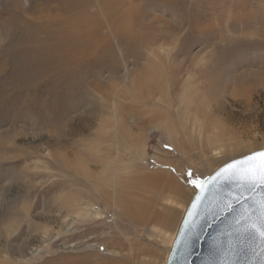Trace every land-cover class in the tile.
Wrapping results in <instances>:
<instances>
[{
  "label": "rangeland",
  "instance_id": "374dc122",
  "mask_svg": "<svg viewBox=\"0 0 264 264\" xmlns=\"http://www.w3.org/2000/svg\"><path fill=\"white\" fill-rule=\"evenodd\" d=\"M259 150L264 0H0V264H165Z\"/></svg>",
  "mask_w": 264,
  "mask_h": 264
},
{
  "label": "water",
  "instance_id": "95a60500",
  "mask_svg": "<svg viewBox=\"0 0 264 264\" xmlns=\"http://www.w3.org/2000/svg\"><path fill=\"white\" fill-rule=\"evenodd\" d=\"M227 163L203 181L214 176ZM250 163L259 168L264 161L257 158ZM196 195H202V203L193 210L191 204ZM237 196L240 199L234 198ZM262 197L264 188L242 189L219 178L210 181L203 194L197 189L179 223L165 264H264L260 241L240 231L237 224L242 210ZM188 211H193L194 216L188 217ZM186 219L189 220L187 226L184 224Z\"/></svg>",
  "mask_w": 264,
  "mask_h": 264
},
{
  "label": "snow or ice",
  "instance_id": "6c2138e0",
  "mask_svg": "<svg viewBox=\"0 0 264 264\" xmlns=\"http://www.w3.org/2000/svg\"><path fill=\"white\" fill-rule=\"evenodd\" d=\"M257 158L264 161V151H257L243 158L234 159L231 163H227L216 172L214 176L208 178V180L200 181L193 179L191 183L195 188L201 189L202 194L206 192L209 182H215L218 178L221 181L234 183L242 189L264 188V163L259 168L252 167L250 163ZM188 175L192 176L191 171H189ZM234 198L240 199L239 196ZM200 203H202V195H196L194 202L191 204V209H197ZM194 214L193 211H188L187 216L193 217ZM184 224L187 226L189 220L186 219ZM237 224L240 226V231L246 233L252 239L260 241L261 254H264V197L259 201H254L248 208L243 209L240 218L237 220ZM231 243L230 240L229 244Z\"/></svg>",
  "mask_w": 264,
  "mask_h": 264
},
{
  "label": "bare ground",
  "instance_id": "6f19581e",
  "mask_svg": "<svg viewBox=\"0 0 264 264\" xmlns=\"http://www.w3.org/2000/svg\"><path fill=\"white\" fill-rule=\"evenodd\" d=\"M173 1V0H172ZM174 3V2H173ZM180 3V2H179ZM184 3V2H183ZM177 5V4H176ZM181 5V4H180ZM187 5V4H186ZM179 6V5H178ZM132 7V6H131ZM181 7V6H180ZM179 7V8H180ZM185 7V6H184ZM129 8V7H128ZM169 9V8H168ZM164 9L162 8V11H163ZM165 11H167V10H165ZM184 11V10H183ZM164 12V11H163ZM169 12V11H168ZM170 12H172V10H170ZM174 12V13H173ZM172 13H173V16H176V14H177V11L175 10V11H173ZM180 12V11H179ZM172 13L170 14V15H172ZM185 13H186V11H185ZM72 50V49H71ZM24 52V51H23ZM48 52V51H47ZM49 53H51V52H49ZM54 53V52H53ZM150 54H152L153 55V53H150ZM16 55V54H15ZM24 55H25V53H24ZM44 56V55H43ZM154 56V55H153ZM25 57V56H24ZM154 57H158V56H154ZM15 58V57H14ZM20 58V57H19ZM22 58V57H21ZM32 61V60H31ZM60 63H62V61L60 62ZM56 64V63H55ZM25 72H27V71H25ZM5 78H7V77H5ZM44 78V77H43ZM31 80V79H30ZM23 82V81H22ZM16 90V89H15ZM16 94V93H15ZM2 105V104H1ZM153 105L154 106H157V104L154 102L153 103ZM167 108H169L168 106H167ZM177 232V231H176ZM173 240V239H172ZM171 248V247H170ZM170 248H169V250H170ZM169 253V252H168ZM167 256H168V254H167ZM166 260H167V258H166ZM165 263H166V261H165Z\"/></svg>",
  "mask_w": 264,
  "mask_h": 264
}]
</instances>
